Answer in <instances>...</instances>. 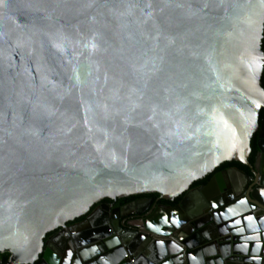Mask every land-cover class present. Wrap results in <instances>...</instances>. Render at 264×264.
Segmentation results:
<instances>
[{"label":"water","instance_id":"obj_1","mask_svg":"<svg viewBox=\"0 0 264 264\" xmlns=\"http://www.w3.org/2000/svg\"><path fill=\"white\" fill-rule=\"evenodd\" d=\"M263 37L264 0H0L6 264H64L43 251L48 232L105 198L155 193L182 197L179 226L156 204L137 225L106 212L94 236L73 237L80 263L264 264ZM231 161L249 172L192 188ZM210 190L252 229L213 215Z\"/></svg>","mask_w":264,"mask_h":264},{"label":"flooded vegetation","instance_id":"obj_2","mask_svg":"<svg viewBox=\"0 0 264 264\" xmlns=\"http://www.w3.org/2000/svg\"><path fill=\"white\" fill-rule=\"evenodd\" d=\"M230 168H234V167H230ZM230 168H226L221 171H217L216 169L215 172L212 174L211 178L217 173L225 171ZM209 180L205 184L203 183L197 184L192 188H197L199 186L206 185L207 183H209ZM129 197L117 198L114 200L105 198L100 202L96 203L86 214L66 222L65 226L63 227H59L54 229L53 231L48 232L47 235L44 237L43 251L45 250L51 251L54 254L51 257L53 261H55L57 258V259H61L62 262L65 264L64 255L65 252L69 249L72 252V257L74 259H78L77 256L75 255L77 250V240H73V237L76 236L78 238H84V236H94L93 229H95V226L93 225V222L99 216L103 218L106 212H108L109 215H111V217L115 216V218L119 220L126 219V222L137 225L141 223L144 215L143 213L147 212V209L150 207L149 206L150 204H154V205L156 204L154 207L157 208H153V212H151V214H155L157 218H159V216L161 215V210H163L164 213H168V211L171 210V208L173 209L174 206L177 204L175 203V201L158 200L159 197L155 198L150 196H143V197H137L134 199L126 200ZM104 206L108 207V211H107V207ZM106 228L108 234V235L106 234V236L113 235L114 233L113 228H109V227ZM101 250L102 248L97 249L99 255L103 253L101 252ZM7 253L8 252L0 253V264H6L7 261L9 260L10 254L8 253V255L6 256ZM38 263L39 261L36 262V264ZM69 263L72 264V261H69L68 264Z\"/></svg>","mask_w":264,"mask_h":264},{"label":"snow or ice","instance_id":"obj_3","mask_svg":"<svg viewBox=\"0 0 264 264\" xmlns=\"http://www.w3.org/2000/svg\"><path fill=\"white\" fill-rule=\"evenodd\" d=\"M254 103H256L257 107H259V102H254ZM242 158L243 157H241V159ZM257 192L261 196V198H264V188L258 189ZM212 195H213V192H212V190H210L208 193L209 205L212 209H215V212L213 213V215H215L216 217H218L224 221H229L230 224L233 226V230L237 233L244 232V228L243 227H235L236 225L246 224L249 229H252L253 225L251 222L255 219V217L253 215H251V214L243 215L242 218L235 219V217L241 216V213L238 211H234L231 204L225 203L223 200H221L219 198L218 195L216 196L215 199H212L211 198ZM237 203L239 205L247 206V199L242 198V199L238 200ZM253 207H254V205H253ZM170 213H171V210H169V213H164L163 210H161V215L159 216V219L162 220L165 225L175 224V225L179 226L181 223L180 217H178L174 214L170 215ZM260 219L264 220V217H261ZM147 223H148L149 227L154 229L156 232H165L166 231L165 228L159 227L156 223H152L151 221H147ZM205 235H207V233H205ZM181 239H183V238L181 237ZM243 239H244L245 243L238 245V247L245 248L248 239H252L253 241H256L257 237H255V236L243 237ZM158 242L161 245L164 244V240H160ZM172 243L176 249L180 248V245L176 244L175 241H172ZM256 246L258 247L259 244L257 243ZM96 250L97 249L95 247L90 249L91 252H96ZM212 250L214 251V249H212ZM88 254H89V250H85V256H87ZM191 259L193 261L197 260L195 255L191 256ZM64 260H65V264H68L69 261H72V264H80V261L78 259H74L72 257V252L70 249L65 252ZM89 264H91V262H89ZM105 264H107V261L105 262ZM197 264H199V261H197Z\"/></svg>","mask_w":264,"mask_h":264},{"label":"trees","instance_id":"obj_4","mask_svg":"<svg viewBox=\"0 0 264 264\" xmlns=\"http://www.w3.org/2000/svg\"><path fill=\"white\" fill-rule=\"evenodd\" d=\"M262 50L264 52V37H263V40H262ZM262 85L264 87V71H263V76H262ZM261 118L264 117V110L261 111ZM256 140H257V136H255L251 142V146L253 148V155L254 153L256 152ZM254 157L251 156V161L253 160ZM230 167H236V168H239L241 170H244L246 172H249V169L246 165L244 164H241L240 162H235V161H231V162H225L223 164H221L218 168H217V171H221V170H224L226 168H230ZM212 174L207 176L206 178H204L203 180L201 181H198L194 184V186H196L197 184H205L206 182H208V180L211 178ZM143 196H150V197H159L158 194H144V195H134V196H130L128 199L126 200H130V199H134V198H137V197H143ZM182 197H179L175 200V203H178L180 201ZM125 201V200H124ZM8 255V253L6 254V256Z\"/></svg>","mask_w":264,"mask_h":264},{"label":"built area","instance_id":"obj_5","mask_svg":"<svg viewBox=\"0 0 264 264\" xmlns=\"http://www.w3.org/2000/svg\"><path fill=\"white\" fill-rule=\"evenodd\" d=\"M125 257L126 258H130V255L129 254H125ZM133 261H134V259L131 260V262H133Z\"/></svg>","mask_w":264,"mask_h":264}]
</instances>
